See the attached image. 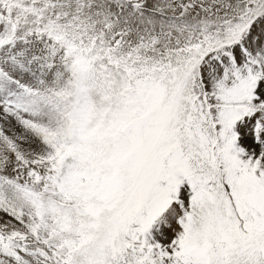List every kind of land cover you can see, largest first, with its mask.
Listing matches in <instances>:
<instances>
[{
  "label": "snow or ice",
  "instance_id": "6c2138e0",
  "mask_svg": "<svg viewBox=\"0 0 264 264\" xmlns=\"http://www.w3.org/2000/svg\"><path fill=\"white\" fill-rule=\"evenodd\" d=\"M0 264H264V0H0Z\"/></svg>",
  "mask_w": 264,
  "mask_h": 264
}]
</instances>
